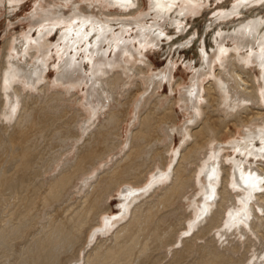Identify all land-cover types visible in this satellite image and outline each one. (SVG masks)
Instances as JSON below:
<instances>
[{"label": "bare ground", "instance_id": "6f19581e", "mask_svg": "<svg viewBox=\"0 0 264 264\" xmlns=\"http://www.w3.org/2000/svg\"><path fill=\"white\" fill-rule=\"evenodd\" d=\"M106 1L38 0L4 45L0 264H264V0L217 10L186 85L142 51L203 0Z\"/></svg>", "mask_w": 264, "mask_h": 264}, {"label": "rangeland", "instance_id": "374dc122", "mask_svg": "<svg viewBox=\"0 0 264 264\" xmlns=\"http://www.w3.org/2000/svg\"><path fill=\"white\" fill-rule=\"evenodd\" d=\"M102 1L105 2V4L108 6L109 9L117 10V11H122V10L125 11V9L123 8L120 9V7L118 6H114V7L111 6L112 4L107 2L106 0H102ZM203 1H201L199 5H197V7L199 8V11L197 13L195 14L189 13L187 16L184 17L185 20L183 21V23L185 25L186 31L185 29H183L181 32L176 33V28H173L170 21L166 22L168 23L166 30H168L169 36L174 37V40L177 39L180 40V43H183V41L184 42L187 41L186 33L192 34L195 31L199 33L197 34L191 45H185L181 47L179 51L172 48L170 51L171 54L169 53L168 56L166 54V50L168 48V40L162 39L160 40V45L154 46V49L152 46H150L144 48L142 51L147 58L152 59V61L155 63L154 64L155 69L162 68L163 66H165L169 58L174 59L176 62L174 77H176V79L182 77L184 79V85L190 82V77L192 76V69L189 66L188 67L186 66L187 62H191L192 64H195L196 62V65L198 66L200 64V46L198 47L197 45L201 44L200 40L204 39L203 32L208 30L213 31L214 29H216V26L210 27L209 29L206 28L208 20L212 17H215L217 10L222 9V7L227 8L231 4L230 2H232L233 0H216V1L212 0L211 2L210 0L207 1L205 0L204 2ZM150 4L151 3L149 2V0H143V6H141L134 14H128V16L130 17V19H132L131 17L135 16V18L132 19L133 21L142 19L143 17L145 18L144 15L147 14H149L148 15L149 17H153V19H155L156 15L153 12L152 7H150L151 6ZM83 5H86V3H83ZM180 5L184 7L190 6V2L187 0H183L182 2H180ZM71 8L72 6H70L69 8H65V10L69 12ZM37 9H38V0H25L24 2L21 3L20 7H16L13 9L10 8L8 5L0 6V78H1V65L3 61L5 43L9 41V44L13 48V46H15L18 43L17 38L20 37V35L25 31H27V33L31 35L35 34L34 35L35 37L38 35L35 29L43 25L44 23L43 20L45 19L44 18L38 19L37 17H33V13ZM189 10L191 11L192 7L189 8ZM95 11L99 12V9ZM127 12L129 11L127 10ZM150 12H153L154 15H152L153 13ZM160 22L164 23V21L162 20H160ZM133 25L137 29L136 24ZM223 25L224 24L219 23L218 27H225V25L224 26ZM32 28H34V30H30ZM178 34L179 36H177ZM51 38L55 39L53 40V43L57 42L59 40V33L58 34L53 33L50 39ZM206 38L207 41L209 42L208 32ZM209 45L210 44H208L207 48L211 49ZM52 47H54L52 48L53 49L52 52H55L56 47L55 46ZM48 58H49L48 62H51V65L49 66V69L46 72V74L47 76H49L50 74L49 76L50 79H53L55 76L54 72L56 71L54 67V63L58 62L59 59L55 53H51V55ZM216 62H218V60H216ZM179 86H180L178 87L179 89L183 87V85H179ZM165 89L170 91V87L168 84L165 85ZM162 91L163 88L161 92ZM175 94L178 96V92H176ZM178 114L182 118V114L180 110H178ZM114 200H116V198ZM116 205H117V201L113 203L115 211L118 210V208H116Z\"/></svg>", "mask_w": 264, "mask_h": 264}]
</instances>
